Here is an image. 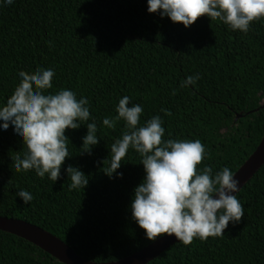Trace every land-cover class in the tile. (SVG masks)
<instances>
[{"label":"trees","instance_id":"obj_1","mask_svg":"<svg viewBox=\"0 0 264 264\" xmlns=\"http://www.w3.org/2000/svg\"><path fill=\"white\" fill-rule=\"evenodd\" d=\"M55 71L53 89H70L89 100L98 145L80 155L87 128L66 130L70 158L55 183L34 171L15 172L26 150L9 127L0 131V215L25 220L53 233L80 256L110 262L152 242L131 220L133 189L144 170L129 149L118 172L102 171L111 144L124 130L102 125L114 117L119 98L140 104V123L160 115L167 138L200 140L208 156L198 167L233 174L264 136V20L247 33L202 16L190 27L147 11V0H14L0 4V104L19 82L17 73ZM195 85L181 87L189 75ZM161 109H167L166 115ZM171 133V137H169ZM107 165V160L105 161ZM80 168L87 187L69 191L64 168ZM29 191V204L15 196ZM240 222L224 236L189 245L176 243L148 264H264V165L237 194ZM0 264H64L35 244L0 230Z\"/></svg>","mask_w":264,"mask_h":264},{"label":"clouds","instance_id":"obj_2","mask_svg":"<svg viewBox=\"0 0 264 264\" xmlns=\"http://www.w3.org/2000/svg\"><path fill=\"white\" fill-rule=\"evenodd\" d=\"M14 0H0L10 5ZM147 11L167 17L185 28L199 17L219 20L231 31L247 33L254 21L264 20V0H147ZM18 84L5 103L0 104V131L12 128L13 134L25 147L23 155L14 158L15 172L34 171L35 175L55 183L61 178V169L70 158L66 130L82 125L87 132L82 137L80 155H91L98 145V126L90 120L89 100L77 98L70 89H53L55 71L38 68L32 73L19 71ZM200 76L189 75L181 87L195 85ZM170 115L167 109H161ZM114 117H105L102 125L113 128L123 121V132L110 146L107 165L102 171L110 179L122 178V160L129 149L140 157L144 176L133 189L129 211L131 220L144 230V239L156 242L163 236H174L184 245L194 239L206 241L209 237L224 236L229 223L240 222L244 207L237 199L240 182L229 167L219 171L204 165L198 167L208 153L200 140L163 139L165 128L160 115L140 123L143 112L140 104H131L130 97L119 98ZM171 137V133L168 134ZM69 191L86 188L88 176L78 167L64 168ZM25 204L33 196L20 189L15 193Z\"/></svg>","mask_w":264,"mask_h":264},{"label":"water","instance_id":"obj_3","mask_svg":"<svg viewBox=\"0 0 264 264\" xmlns=\"http://www.w3.org/2000/svg\"><path fill=\"white\" fill-rule=\"evenodd\" d=\"M261 106L264 107V101ZM263 165L264 136L255 151L234 173L235 179L240 182V191ZM0 230L12 233L35 244L64 264H148L174 244L180 243L174 236H163L158 238L156 242L150 243L125 258L110 262H96L83 258L61 238L25 220L0 215Z\"/></svg>","mask_w":264,"mask_h":264}]
</instances>
